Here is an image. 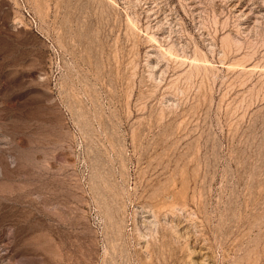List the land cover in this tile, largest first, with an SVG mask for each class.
Listing matches in <instances>:
<instances>
[{"label":"rangeland","instance_id":"1","mask_svg":"<svg viewBox=\"0 0 264 264\" xmlns=\"http://www.w3.org/2000/svg\"><path fill=\"white\" fill-rule=\"evenodd\" d=\"M0 264H264V0H0Z\"/></svg>","mask_w":264,"mask_h":264}]
</instances>
